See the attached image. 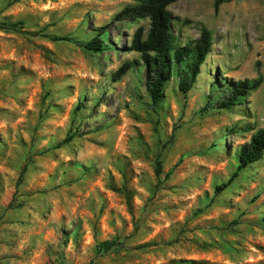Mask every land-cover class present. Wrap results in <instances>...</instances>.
<instances>
[{"label":"rangeland","instance_id":"1","mask_svg":"<svg viewBox=\"0 0 264 264\" xmlns=\"http://www.w3.org/2000/svg\"><path fill=\"white\" fill-rule=\"evenodd\" d=\"M215 1L166 8L178 43L204 27L212 44L187 94L171 79L152 110L142 67L111 78L147 27L113 18L129 0H0V23H23L0 29V264H264V153L214 192L264 128V0ZM100 28L106 48L82 49ZM257 75L243 102L211 108L213 89Z\"/></svg>","mask_w":264,"mask_h":264},{"label":"trees","instance_id":"2","mask_svg":"<svg viewBox=\"0 0 264 264\" xmlns=\"http://www.w3.org/2000/svg\"><path fill=\"white\" fill-rule=\"evenodd\" d=\"M131 4L124 6L113 17L115 20L135 22L137 20H147V27L136 28L133 32L128 49L138 54V58L129 62H123L113 72L111 78L119 80L131 69L143 68V88L148 98L150 109L159 107L164 98L166 84L175 80L176 89L183 96L192 88L199 74L200 66L204 62L210 51L212 37L209 30L200 27L198 36L194 39L186 40L180 44L171 30V17L166 8L178 0H129ZM231 0H216L214 8L221 3ZM23 23L21 21L10 22L3 19L0 29L5 32L16 33ZM104 28L97 30V33L87 42L79 43V46L91 53L103 51L106 47L101 39L104 35ZM50 41H66V37H48ZM226 81V80H225ZM262 79L256 76L253 79H243L239 81L225 82V89L215 90L212 109L228 110L244 101L246 96L255 91L261 84ZM213 85H211L212 87ZM217 89V88H216ZM212 96V95H211ZM211 96H207L211 99ZM78 108V107H77ZM78 133H71L70 130L63 139L53 145L56 149L63 144L69 143L74 137H79ZM264 153V128L253 132L248 141L240 145L235 151V167L226 182L214 188L215 193L223 191L238 175L240 171L251 164L257 162ZM155 176L160 174V163H155ZM167 177V175L165 176ZM121 243L116 239L106 240L95 246V254L100 256L110 251L116 252ZM145 245L136 246L140 249ZM177 264H201L195 261H180Z\"/></svg>","mask_w":264,"mask_h":264}]
</instances>
